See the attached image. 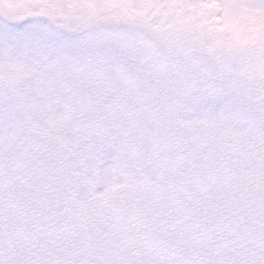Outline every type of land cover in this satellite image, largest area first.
Listing matches in <instances>:
<instances>
[{
	"label": "snow or ice",
	"instance_id": "6c2138e0",
	"mask_svg": "<svg viewBox=\"0 0 264 264\" xmlns=\"http://www.w3.org/2000/svg\"><path fill=\"white\" fill-rule=\"evenodd\" d=\"M0 264H264V0H0Z\"/></svg>",
	"mask_w": 264,
	"mask_h": 264
}]
</instances>
